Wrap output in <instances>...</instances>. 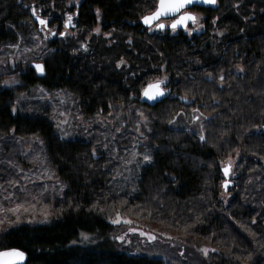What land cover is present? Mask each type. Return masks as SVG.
I'll use <instances>...</instances> for the list:
<instances>
[{
    "label": "trees",
    "instance_id": "obj_1",
    "mask_svg": "<svg viewBox=\"0 0 264 264\" xmlns=\"http://www.w3.org/2000/svg\"><path fill=\"white\" fill-rule=\"evenodd\" d=\"M70 1L0 0V48L36 34L33 8L48 24L61 25L74 11ZM155 2L79 0L74 34L43 50L42 78L32 67L21 75L28 85L65 92L87 120L107 115L118 103L143 110L151 160L133 166L126 178L116 177L120 145L136 131H106L103 140L68 130L61 138L45 102L15 112L14 94L0 91V161L10 162L3 154L15 142L41 149L43 174L58 181L46 184L52 191L44 195L42 186L28 188V215L41 203L48 216L1 230L0 250L23 251L26 264H167L118 249L111 220L119 213L191 247L215 249L211 264H264V0L193 7L203 18L202 30L191 35L143 27L140 19ZM161 77H167L169 95L154 104L140 101L148 82ZM194 109L207 117L204 142L170 127L177 113L189 116ZM229 159L235 162L225 191L222 169ZM5 164L0 182L23 180Z\"/></svg>",
    "mask_w": 264,
    "mask_h": 264
},
{
    "label": "rangeland",
    "instance_id": "obj_2",
    "mask_svg": "<svg viewBox=\"0 0 264 264\" xmlns=\"http://www.w3.org/2000/svg\"><path fill=\"white\" fill-rule=\"evenodd\" d=\"M78 3L79 0H71L69 2L68 6L73 8L74 11L72 10V12L65 15L61 25L57 24L55 26L48 24L47 27H44L40 25L36 19L37 22L35 26L37 32L33 34L30 39L25 38L26 36H19L16 43L4 45L3 48H0V91L8 90L14 94L15 101L13 104V111L15 112L16 110L21 112L24 111L21 109L22 107L28 109V107H31L30 104L32 102H45L49 109V115L55 123L56 133L61 138L66 137L65 132L68 130L74 133L82 130L85 136L90 135L89 137H91L93 135L97 138L103 137V140H107L105 136L107 133L106 131L120 134L125 126H128V131L132 133L136 131L135 135L132 136L133 140H129L126 146H124L125 144L120 145V147H124L123 157L118 156L120 157L118 167L122 168V170L120 173H117L118 175L116 177L117 179H120L121 176L126 178L130 174L133 166H137L138 163H143V157L147 154L145 139H143V137L145 130L148 128L149 119L143 110L138 106H133V103H131L132 105L118 103L116 106L109 109L107 115L97 116L95 119L87 120L77 112L76 106L65 92L58 90L49 91L44 84L40 82L34 85H28L26 81L21 79V75L24 74L29 67H32L35 75H37L34 65L43 63L41 60L44 55L43 50L49 42L59 37L71 36L74 34V16ZM191 12L200 18L198 23L202 25V15L196 11ZM68 15H71L73 19L71 26L66 29L64 25ZM163 22L166 24L170 23L169 20ZM201 30L202 27L190 23L188 25V31H183L186 34H189V32L192 34L195 32L199 33ZM52 32H56V35H52ZM60 33H65V35L61 36ZM43 74L37 76L42 78ZM162 78L164 77L160 79ZM163 88L165 90V95H169V88L166 86V83L163 85ZM139 100L141 101V98ZM26 113L30 114L31 110ZM134 116H136L138 120L136 119L137 122L133 126L136 130L133 131L132 122H135ZM196 116L200 117V119L193 122V117ZM205 118H207L205 114L198 109V111H192L189 116H185L184 114L176 115L172 120L173 123H170V127L174 129H183L200 137L202 134V126L207 120ZM117 129H119V131H117ZM111 136L113 138V135ZM32 143L38 147L37 143L35 144L33 141ZM116 149L115 146L114 154L117 153ZM3 155L6 156V158H12L7 164L0 161V165L5 164L6 166L12 167V170L16 172L17 175L23 176V180H18L16 183H11V179L10 181L0 182V221H2L0 222V231L19 224L21 221L28 222L29 224L34 223L35 220L39 219L41 213L44 212L41 203H33L37 204V210L34 211L32 215H28L29 187L32 186L35 188L36 186H42V189L39 190L44 191L40 192V194L44 195L52 191L48 188L49 185L46 184L58 185V181L54 178L53 174L50 175L48 172L43 174V170L45 169H43L41 149L38 151L36 148V150L32 151L30 146L25 147V145L15 142V145L11 146L10 150L7 152L5 151ZM29 160L32 164L35 162L39 167L30 166ZM229 161L232 162L231 165L233 167L235 159L227 160L226 164H228ZM234 176L233 174L232 178H234ZM36 201L37 200H35V202ZM43 216L48 215L43 213ZM42 220L45 221L44 219ZM113 225H115L118 230L116 240L120 251H125L137 256L143 255L149 258H160L167 264H211L208 257L210 252L213 251L211 248L191 247L183 239L159 231L153 226H140L133 222L131 225L124 223ZM130 228H134L136 231L132 232L129 230ZM140 232H144L145 235L141 236L139 234ZM148 236H154L155 239L149 241ZM120 237H123V239H120ZM201 249H208L207 255H205ZM181 253H183V255H181Z\"/></svg>",
    "mask_w": 264,
    "mask_h": 264
},
{
    "label": "snow or ice",
    "instance_id": "obj_3",
    "mask_svg": "<svg viewBox=\"0 0 264 264\" xmlns=\"http://www.w3.org/2000/svg\"><path fill=\"white\" fill-rule=\"evenodd\" d=\"M197 3L215 4L216 0H156L154 10L150 11L148 14L143 15L141 17V22L145 26H147V29L149 31L165 30L166 28H171V30L175 32L178 29V27H183L185 31H188L189 21H191L192 24L198 25V27H202V25H199L198 23L200 18L197 15H194L191 12L185 10L187 6L194 5ZM97 15H99V10H97ZM33 16H36V11L34 8H33ZM164 18H171V22L169 24H166L165 22H163ZM36 19L38 20L40 25L47 27L49 23L48 21H46L45 19H41L39 16H36ZM72 19L73 17L71 15H68L67 20L65 21V25H64L66 29L69 26H71ZM213 23H215V21H213ZM99 31H100L99 28H97L96 32L98 33ZM52 35H56V32H52ZM60 35L64 36L65 33H60ZM189 35H191V32H189ZM129 43H131V41H129ZM122 64H124L123 59H121L120 63L117 64V67L119 68ZM34 67L38 73L43 74L44 66L42 64L37 63L34 65ZM240 71H243V69H240ZM220 79L221 81H223L222 76L220 77ZM166 80H167V77H164L162 79L158 78L155 81H149L147 86L142 89V95L146 97L148 100H156L159 97H163L165 95V90L161 86L165 84ZM193 111H198V110L194 109ZM177 115H183V114L177 113ZM199 119L200 117L198 116L193 117V122ZM169 123H173V121H169ZM117 131H119V129H117ZM199 139L202 142H204L205 136L201 134ZM93 154H95V151L93 152ZM143 159L144 161L148 162L151 160V157L145 154ZM231 164L232 162L229 161L228 164L222 169L224 177H225V180L222 183V187L225 189V191H227L229 187V180L227 178L230 175ZM12 211H15V210H12ZM111 222L113 224H120V223H124L127 225L132 224L131 220L122 219L119 213L116 214L115 219H112ZM252 223L254 224L256 223V221L253 220ZM129 230L132 232L136 231V229L134 228H130ZM139 234L141 236L145 235L144 232H140ZM84 238L87 239L86 236ZM120 239H123V237H120ZM148 239L149 241H151V240H154L155 237L148 236ZM201 251H203L204 254L207 255L208 249H201ZM213 251H215V249H213ZM181 255H183V253H181ZM0 256L15 257V258H18L19 260H23L24 253L18 250H12L11 252L0 253ZM8 264H12V262L9 261Z\"/></svg>",
    "mask_w": 264,
    "mask_h": 264
},
{
    "label": "water",
    "instance_id": "obj_4",
    "mask_svg": "<svg viewBox=\"0 0 264 264\" xmlns=\"http://www.w3.org/2000/svg\"><path fill=\"white\" fill-rule=\"evenodd\" d=\"M217 1V0H216ZM215 4H204V3H197V4H194V5H189L186 7V11H189L191 12V8L193 7H210V6H214ZM192 13V12H191ZM193 14V13H192ZM169 20L171 22V18H164V21H167ZM140 23L143 27L147 28V26H145L142 22H141V19H140ZM191 23V21L188 22V25ZM171 29V28H170ZM185 30L183 27H178L177 31H183ZM37 75H40V73L37 72ZM163 88V85L161 86ZM165 96V95H164ZM163 96V97H164ZM163 97H159L157 98L156 100H148L146 97H144L142 95V92H141V100L145 103H148V104H154L156 102H158L160 99H162ZM12 250H18V251H21L19 249H15V248H8V249H3V250H0V253H4V252H11ZM23 252V251H21ZM24 253V252H23ZM11 261L12 264H26V261H27V256L26 254L24 253V258L23 260H19L18 258H15V257H9V256H0V264H8V262Z\"/></svg>",
    "mask_w": 264,
    "mask_h": 264
}]
</instances>
